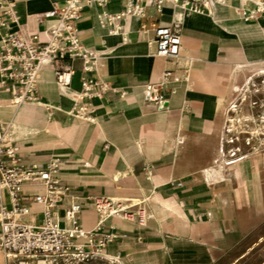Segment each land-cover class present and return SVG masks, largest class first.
<instances>
[{
  "label": "crops",
  "instance_id": "1",
  "mask_svg": "<svg viewBox=\"0 0 264 264\" xmlns=\"http://www.w3.org/2000/svg\"><path fill=\"white\" fill-rule=\"evenodd\" d=\"M11 1L22 29L41 33L53 23L39 24L37 15L67 0ZM129 2L83 9L79 38L103 57L92 72L74 61L69 88L58 86L46 67L37 99L16 108L10 89L0 85V126L5 130L11 120L19 125L13 138L5 133L26 161H61L60 178L70 196L85 203L79 217L85 228L99 218L89 198L142 203L149 215L143 226L118 218L105 222L118 238L103 252L137 264H264V153L262 161L252 155L231 167L229 176L225 167L222 178L206 175L223 167L212 165L223 102L246 72L264 66V17L245 20L243 0L216 4L213 15L181 10L171 0L159 11L153 0H142L144 15L107 19ZM3 11L0 7V15ZM172 23L181 24V55L192 59L191 65L153 55L152 25ZM115 26L119 34H112ZM166 69L180 79L163 82ZM84 79L103 82L109 90L101 98L78 100ZM148 83L167 99L164 109L145 101ZM81 107L87 109L85 120L77 114ZM25 190L43 192L38 186ZM40 210L32 206L33 223ZM0 264H5L1 248Z\"/></svg>",
  "mask_w": 264,
  "mask_h": 264
},
{
  "label": "built area",
  "instance_id": "2",
  "mask_svg": "<svg viewBox=\"0 0 264 264\" xmlns=\"http://www.w3.org/2000/svg\"><path fill=\"white\" fill-rule=\"evenodd\" d=\"M109 1L67 0L63 7L53 5L36 17L39 24L52 22V26L35 33L22 29L14 1L0 0V7L4 9L0 15V85L10 89L13 106L17 108L23 102L37 99L38 78L46 67L53 69L57 85L66 88L70 87L75 72L74 61H81L85 72L96 70L103 54L84 46L77 23L85 7L95 4L103 7ZM141 1L130 0L123 11L109 15L107 19L112 21L144 15V9L139 5ZM165 1L153 0L159 11ZM171 1L191 12L210 15H213L216 4L226 2ZM243 3L248 7L240 9L245 20L264 17V0H243ZM179 25H152L153 37L149 44L154 47V56L177 65L180 60L191 65L192 59L181 55ZM65 61L68 64H63ZM170 78L174 81L180 79L174 70L166 69L162 75L163 82ZM108 90V85L103 82L84 79L77 99L101 98ZM144 99L153 102L158 110L164 109L168 102L151 83L144 87ZM86 111L81 107L77 114L82 112L88 118ZM216 137L213 166L231 168L249 160L252 155L264 153V68L248 71L225 99ZM61 167L58 158L43 164L26 161L15 142L8 140L0 129V248L5 264H86L99 257L100 252L118 238L113 231L114 226H106L108 219L145 224L143 209H139L142 203L100 196L87 199L99 218L93 228H85L79 222L85 203L70 196V187L60 178ZM176 185L181 186L182 183ZM27 186L42 187L43 192H28L25 190ZM124 203L127 205L121 208ZM33 205H39L41 210L35 213L36 221L29 224L22 217L33 213Z\"/></svg>",
  "mask_w": 264,
  "mask_h": 264
},
{
  "label": "bare ground",
  "instance_id": "3",
  "mask_svg": "<svg viewBox=\"0 0 264 264\" xmlns=\"http://www.w3.org/2000/svg\"><path fill=\"white\" fill-rule=\"evenodd\" d=\"M129 1V0H128ZM130 3V2H129ZM177 8H180L181 10L183 9V8H181V7H179V6H176ZM182 14V13H181ZM105 17V16H104ZM127 17V16H126ZM124 19V18H123ZM182 19V18H181ZM177 20V19H176ZM253 21V20H252ZM181 25V24H180ZM107 26V25H106ZM108 26H109V24H108ZM118 26H115V29H112L111 30V32H112V34H119V32H118ZM130 32V31H129ZM124 38H125V40H127V37H125V35H124ZM151 40V39H150ZM149 46V45H148ZM153 48V47H152ZM152 56V55H151ZM259 68H264V66H262V67H259ZM235 70V69H234ZM234 70H233V74H234ZM89 74V73H88ZM95 74V73H94ZM234 87V86H233ZM62 89L63 90H65L66 89V87H62ZM35 101V100H34ZM32 102V101H31ZM23 103H27V102H23ZM23 103H21V104H19L18 105V107L19 106H22V104ZM33 104V103H32ZM28 107V106H27ZM29 107H30V105H29ZM34 111V110H33ZM18 113V112H17ZM16 113V114H17ZM70 113V112H69ZM73 115V114H72ZM81 115H83L82 113H81ZM16 116V115H15ZM28 117V116H27ZM19 118V117H18ZM20 119V118H19ZM86 118H85V116H84V120H85ZM23 120V119H22ZM25 121V120H24ZM2 124H4L5 125V123H2ZM8 124V126H7V128L5 129V130H7V134H8V136L10 137V138H13L14 137V133H16L17 131H20V127H19V125L17 124V123H15V122H13V120H11L9 123H7ZM30 125V124H29ZM0 129H2L3 131H4V134H5V136L7 135L6 133H5V130L0 126ZM8 136H6V138L8 137ZM208 169V168H207ZM206 175H207V177H208V179H210V178H212V179H217V178H222V177H224V175H225V168L224 167H220V168H212L211 170H209L208 169V171L206 172ZM141 203V202H140ZM127 204L126 203H124V205H122L121 206V208H125L124 206H126ZM143 209V212H144V216H145V218H146V222L145 223H147V220L149 219V215L146 213V210L144 209V207H142L141 205L139 206V209ZM22 219L23 220H25L27 223H29V224H33V220H34V215H33V213L32 214H28V216L26 215V217H22ZM68 223V225H70V221H68L67 222ZM104 251V250H103ZM103 251H101L100 252V256L101 255H103L104 256V258L105 259H107V260H109V261H112L113 263H115V264H124V263H122L121 262V260L117 257V256H114V255H112V254H109L107 251L106 252H104L103 253ZM130 264H137L135 261H131L130 260ZM143 264H146V263H143Z\"/></svg>",
  "mask_w": 264,
  "mask_h": 264
},
{
  "label": "rangeland",
  "instance_id": "4",
  "mask_svg": "<svg viewBox=\"0 0 264 264\" xmlns=\"http://www.w3.org/2000/svg\"><path fill=\"white\" fill-rule=\"evenodd\" d=\"M235 69V67H234ZM247 73V72H246ZM256 159L258 161H262L263 160V156L261 154H256ZM231 173V170L230 168H227V175L229 176ZM35 210L39 209V207H34ZM104 253V252H103ZM120 259L125 263V264H130V260L126 259V258H121ZM86 264H115L113 263L112 261H109L105 258H101V257H96V258H93L91 259L88 263Z\"/></svg>",
  "mask_w": 264,
  "mask_h": 264
}]
</instances>
